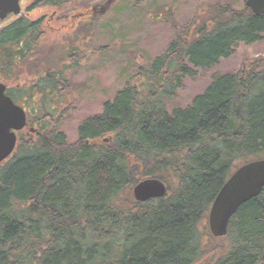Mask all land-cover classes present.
I'll return each instance as SVG.
<instances>
[{"label": "trees", "instance_id": "trees-1", "mask_svg": "<svg viewBox=\"0 0 264 264\" xmlns=\"http://www.w3.org/2000/svg\"><path fill=\"white\" fill-rule=\"evenodd\" d=\"M65 2L33 0L27 11ZM42 23L21 15L0 28V72L19 74L33 61ZM187 27L136 69L137 84L126 81L80 121L73 143L54 106L69 95L62 69L7 85L36 128L18 131L0 163V264H264V188L237 209L223 237H212L207 223L230 174L264 158V64L213 73L187 104L166 107L184 78L260 41L264 13L206 4ZM148 177L162 180L166 194L138 202L132 188ZM207 236L221 247L207 249Z\"/></svg>", "mask_w": 264, "mask_h": 264}, {"label": "rangeland", "instance_id": "rangeland-1", "mask_svg": "<svg viewBox=\"0 0 264 264\" xmlns=\"http://www.w3.org/2000/svg\"><path fill=\"white\" fill-rule=\"evenodd\" d=\"M32 1L20 0L21 15L30 20L43 18L40 47L19 74L10 67L14 75L0 72V80L18 88L29 84L35 70L62 69L70 85L69 95L54 106L68 143L76 141L80 121L99 113L102 102L112 98L126 81L138 83L136 69L161 55L181 28H189L192 20L199 18L206 4L221 3L237 10L244 4V0H66L62 6L27 11ZM16 19L9 16L0 28ZM70 51L73 56L69 58ZM255 63L264 64V34L260 41L240 44L216 66L184 78L177 97L166 100L167 109L187 104L207 86L213 73H233ZM20 102L16 103L22 106ZM218 243L209 236L205 239L207 249L221 247ZM212 251H205L202 259H210Z\"/></svg>", "mask_w": 264, "mask_h": 264}, {"label": "water", "instance_id": "water-1", "mask_svg": "<svg viewBox=\"0 0 264 264\" xmlns=\"http://www.w3.org/2000/svg\"><path fill=\"white\" fill-rule=\"evenodd\" d=\"M256 15L264 13V0H244ZM21 13L20 0H0V23L11 15ZM27 126L24 108L6 94V85L0 81V163L13 152L16 132ZM30 131L34 129L29 128ZM264 188V158L248 161L237 167L224 181L216 194L207 217L212 236L223 237L227 233L230 218L237 209ZM165 183L154 177L139 180L132 188L134 200L144 202L166 194Z\"/></svg>", "mask_w": 264, "mask_h": 264}]
</instances>
